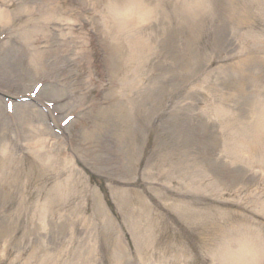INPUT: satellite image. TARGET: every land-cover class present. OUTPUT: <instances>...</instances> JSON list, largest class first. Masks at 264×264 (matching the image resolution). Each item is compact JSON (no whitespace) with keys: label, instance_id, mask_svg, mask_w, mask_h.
<instances>
[{"label":"rangeland","instance_id":"1","mask_svg":"<svg viewBox=\"0 0 264 264\" xmlns=\"http://www.w3.org/2000/svg\"><path fill=\"white\" fill-rule=\"evenodd\" d=\"M114 2L153 11L129 36L146 49L116 73ZM99 5L0 0V71L26 91L0 92V264H264V0ZM34 54L47 69L26 67ZM114 81L119 120L83 140ZM52 82L66 99L48 112ZM4 100L46 116L24 122Z\"/></svg>","mask_w":264,"mask_h":264},{"label":"bare ground","instance_id":"2","mask_svg":"<svg viewBox=\"0 0 264 264\" xmlns=\"http://www.w3.org/2000/svg\"><path fill=\"white\" fill-rule=\"evenodd\" d=\"M110 2V1H109ZM100 3V7H102L101 3L102 0H98V4ZM121 4V7H120ZM109 5V6H108ZM107 7L105 8L106 10L104 11V9L102 10L103 13H106V17H107V12H109V17H108V21H105V18H103V21L105 23H108L109 25L108 30L113 32L112 34L114 35L113 37L115 39H113L114 41L108 45V61H109V65H110V69L113 73L116 72H120V70H122V64H123V59L126 57V61L129 62V64L132 65V68L134 69L133 64H135L136 60L135 57L132 55L136 50H138V46L142 47V45L145 47L144 49H146V46L144 44H142V42H139L137 37H129L131 36L133 29L138 27L139 25L144 24L146 27V20L145 17L152 15L153 11H146L143 7H141V4L138 3H132V2H125V3H117L114 2L113 4H108ZM140 9H142L141 12V17L138 15ZM143 13V14H142ZM11 18H7V16H5V10H0V26H2L4 32H2L0 34V39L3 35H6L8 32H6V27L9 26V23H11ZM121 28H125L127 30H129L130 32L127 35V38H131L132 40H135L134 45L132 46V48L130 49V53L128 54L126 52V50L124 49V47L120 46V32H121ZM142 39V38H141ZM12 38L9 37V39L5 42L0 41V45H5L7 44L9 41H11ZM142 44V45H140ZM7 60V65H10L13 67V62H14V58L12 57H5ZM10 58V59H9ZM13 59V60H11ZM44 56H41L39 54H34L31 56H27V61H26V67H29L30 69L34 68V70H36L35 68H37L38 70H45L48 67V64L45 63V61L43 60ZM5 69H1L0 71V92L2 93H8V94H16V95H20L23 94L26 91H21V92H17V87L15 88V82L16 79L20 78L23 76V74L21 75L20 73L15 74L14 70L12 68H8V67H4ZM8 68V69H7ZM134 71H132L133 73ZM135 76V75H134ZM134 82V81H133ZM135 83V82H134ZM133 83V84H134ZM52 86H54L56 89L54 90L53 88L50 90V96L53 97L55 95L58 94V85H56L55 82H52L51 84ZM14 86V87H13ZM60 86H63V84H60ZM51 88V86H49ZM48 87V88H49ZM23 88V86H22ZM27 87H24V89H26ZM47 86H45L44 88H41V90L39 91V96H38V101H41V97L42 95L45 93L46 89H48ZM49 88V89H50ZM127 89H130L129 86H127ZM120 90V91H119ZM121 87L120 85L118 86V83L116 81H114L111 84V87L109 88V95H113L112 99L110 100V102L106 101V104L101 103L100 106H96L97 111H98V115L95 117V122L93 123L92 126H88L87 130H83L82 133V138L83 140H90L91 138H95L97 134H100V131L102 129H105L107 123H112V122H117L119 120V114L122 108V103L120 101V93H121ZM54 98V97H53ZM66 99L65 97H60V98H54L52 100H47L49 102H59L60 100ZM107 100V99H106ZM1 101H3L2 98H0V108L1 105H3L1 103ZM105 101V100H103ZM71 102H72V98H71ZM57 104V103H56ZM67 106H63L61 107V109H65ZM93 107V105H92ZM4 108H6V111L9 110V104L4 100ZM60 109V108H59ZM18 110V114L19 111L21 113L20 115V119L24 122L27 121L29 122H33L35 121L36 118H42L45 117L46 113L45 112H41L39 113V111H35L32 110L27 103L23 104H15L12 105V112H17ZM96 111V112H97ZM49 112V111H48ZM49 114V113H48ZM74 121H71L69 123L68 126H71L73 124ZM41 128V127H40ZM41 133L40 134H50L52 135L50 132L48 131L49 129H47L46 127H42L41 129ZM57 138V136L55 137ZM59 139V137H58Z\"/></svg>","mask_w":264,"mask_h":264}]
</instances>
